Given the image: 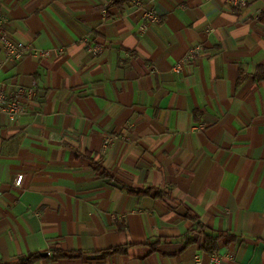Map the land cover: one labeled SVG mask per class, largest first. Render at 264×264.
I'll use <instances>...</instances> for the list:
<instances>
[{"label":"crops","instance_id":"0c3cea01","mask_svg":"<svg viewBox=\"0 0 264 264\" xmlns=\"http://www.w3.org/2000/svg\"><path fill=\"white\" fill-rule=\"evenodd\" d=\"M138 2L159 15L143 31ZM0 17L52 49L0 72L36 89L0 113V260L264 264V0H0Z\"/></svg>","mask_w":264,"mask_h":264},{"label":"built area","instance_id":"2783aa9c","mask_svg":"<svg viewBox=\"0 0 264 264\" xmlns=\"http://www.w3.org/2000/svg\"><path fill=\"white\" fill-rule=\"evenodd\" d=\"M244 4V0H229L231 7H239ZM139 8L143 13V22L140 29L145 30L151 23L159 21V15L154 9H146L142 2H138ZM7 21L0 17V72L4 70L10 61L21 60L27 53L33 52L35 55L49 56L52 53V49H38L33 48L31 45L21 41H15L5 30ZM213 31V27H208L207 32ZM87 40V39H86ZM102 48L101 44L92 45L89 47V51L97 54ZM202 45L198 44L190 48L185 59L178 61L174 69L176 72H180L183 69V63L187 59L194 58L202 51ZM36 94L34 86L26 87L22 84H10L6 80L0 78V113L7 116L10 121H16L21 116L27 114L29 109L21 101L22 98L32 100ZM23 175H18L15 184L21 185ZM220 257L217 253L212 254V261L215 264H219ZM197 264H201L200 261Z\"/></svg>","mask_w":264,"mask_h":264},{"label":"trees","instance_id":"16d2710c","mask_svg":"<svg viewBox=\"0 0 264 264\" xmlns=\"http://www.w3.org/2000/svg\"><path fill=\"white\" fill-rule=\"evenodd\" d=\"M129 1H131V0H113V2H114V4H117V5H123L124 3H127V2H129ZM257 77H260V79H264V66H259L258 67V72H257ZM208 238H213L214 240H216V236H210V237H208ZM211 241V240H210ZM209 244V243H208ZM207 249H209V250H211L212 252H213V250L215 249V247L214 246H212V244H209L208 246H207ZM116 251L118 250V249H115ZM60 253H61V251H59ZM62 255H64V256H68V254L67 253H61ZM55 255H59V254H57V251H56V253H55ZM35 259V256L34 255H32V256H30V259H28L26 262H24V263H22V264H29V263H31L33 260ZM0 264H7V263H5V262H3L2 260H0Z\"/></svg>","mask_w":264,"mask_h":264},{"label":"water","instance_id":"95a60500","mask_svg":"<svg viewBox=\"0 0 264 264\" xmlns=\"http://www.w3.org/2000/svg\"><path fill=\"white\" fill-rule=\"evenodd\" d=\"M44 254H46V253H44Z\"/></svg>","mask_w":264,"mask_h":264}]
</instances>
